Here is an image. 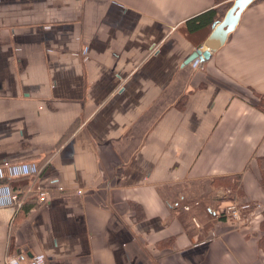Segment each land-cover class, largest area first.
<instances>
[{
	"label": "crops",
	"instance_id": "1",
	"mask_svg": "<svg viewBox=\"0 0 264 264\" xmlns=\"http://www.w3.org/2000/svg\"><path fill=\"white\" fill-rule=\"evenodd\" d=\"M233 1L0 0V264H264V0L189 59Z\"/></svg>",
	"mask_w": 264,
	"mask_h": 264
},
{
	"label": "water",
	"instance_id": "2",
	"mask_svg": "<svg viewBox=\"0 0 264 264\" xmlns=\"http://www.w3.org/2000/svg\"><path fill=\"white\" fill-rule=\"evenodd\" d=\"M252 1L234 0L222 20L212 24V31L203 46L198 47L189 59H208L212 53L216 52L226 42L228 35L236 27L241 13ZM203 47L204 49L201 50Z\"/></svg>",
	"mask_w": 264,
	"mask_h": 264
},
{
	"label": "trees",
	"instance_id": "3",
	"mask_svg": "<svg viewBox=\"0 0 264 264\" xmlns=\"http://www.w3.org/2000/svg\"><path fill=\"white\" fill-rule=\"evenodd\" d=\"M226 9L221 10V15L218 17V20H221L223 17V14ZM216 12L213 9L207 10L195 17L190 18L187 21V29L189 32H195L197 30H200L202 28H205L209 26L212 22H216ZM216 20V21H215ZM264 98V97H263ZM262 110V109H261ZM264 111V110H262ZM259 168H260V174L258 177V183L261 186L262 189H264V157L260 159L259 161ZM215 183L219 181H214ZM220 185H223L225 187L226 195L223 199L226 202H237L241 197V191H240V177L239 176H232L228 178H224L220 180ZM24 205L27 206L30 203V201L26 200ZM262 218L263 221H261V228L264 230V211L262 212ZM260 247L264 252V236L260 239Z\"/></svg>",
	"mask_w": 264,
	"mask_h": 264
},
{
	"label": "built area",
	"instance_id": "4",
	"mask_svg": "<svg viewBox=\"0 0 264 264\" xmlns=\"http://www.w3.org/2000/svg\"><path fill=\"white\" fill-rule=\"evenodd\" d=\"M226 192V191H225ZM36 197L37 200L42 202V203H47L50 201V194L47 191L44 190H37L36 191ZM10 210L13 213H16L23 205L24 202V197H22L19 192L13 191L10 195ZM2 206L0 205V217H1V211H2ZM256 209L259 210L260 205L255 206ZM184 210H188L189 207L185 206L183 207ZM219 218H224L227 219V221H230L236 225L242 223L244 219V215L242 212V207L238 206L236 202H227L226 205H224L219 213H218ZM7 262H10V259H7Z\"/></svg>",
	"mask_w": 264,
	"mask_h": 264
},
{
	"label": "rangeland",
	"instance_id": "5",
	"mask_svg": "<svg viewBox=\"0 0 264 264\" xmlns=\"http://www.w3.org/2000/svg\"><path fill=\"white\" fill-rule=\"evenodd\" d=\"M253 103L256 104V106L262 110H264V98L263 97H252Z\"/></svg>",
	"mask_w": 264,
	"mask_h": 264
}]
</instances>
